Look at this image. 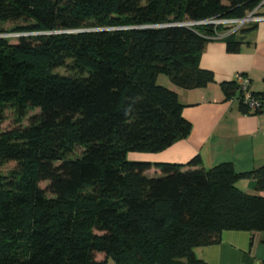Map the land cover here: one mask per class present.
I'll return each instance as SVG.
<instances>
[{"label":"trees","instance_id":"1","mask_svg":"<svg viewBox=\"0 0 264 264\" xmlns=\"http://www.w3.org/2000/svg\"><path fill=\"white\" fill-rule=\"evenodd\" d=\"M252 11L264 0H0V264H208L194 248L223 230L264 233V165L128 158L190 133L158 75L213 82L199 56L230 27L208 21ZM256 25L223 37L226 50ZM220 88L240 112L264 110V91L251 109L236 79Z\"/></svg>","mask_w":264,"mask_h":264},{"label":"crops","instance_id":"2","mask_svg":"<svg viewBox=\"0 0 264 264\" xmlns=\"http://www.w3.org/2000/svg\"><path fill=\"white\" fill-rule=\"evenodd\" d=\"M233 30L220 31L199 56V66L212 71L213 82L200 88L182 89L169 79L160 80L177 93L183 104L182 115L191 124L190 133L162 151L139 153L135 158L184 165L198 155L205 168L229 161L236 171L264 165V110L257 114L242 113L238 101L226 98L220 88L221 82L233 81L237 75H242L249 80L252 91H264V20L243 34L236 53L226 50L223 39ZM158 172V168L152 166L145 173ZM253 184L247 179L236 183L238 188L256 193ZM194 254L208 264H264V233L223 230L218 243L195 247ZM107 264L113 262L108 260Z\"/></svg>","mask_w":264,"mask_h":264},{"label":"built area","instance_id":"3","mask_svg":"<svg viewBox=\"0 0 264 264\" xmlns=\"http://www.w3.org/2000/svg\"><path fill=\"white\" fill-rule=\"evenodd\" d=\"M254 11L248 13L245 17L239 19H215L209 20L208 22L214 24L221 23L226 26H229L230 28L237 29L245 24L255 23L264 20V15H256L254 14ZM9 36H17V33L9 34ZM235 79L243 91V101L248 104L251 109L259 107L261 104L260 100L252 95L251 89L249 87V80L242 75H237Z\"/></svg>","mask_w":264,"mask_h":264},{"label":"rangeland","instance_id":"4","mask_svg":"<svg viewBox=\"0 0 264 264\" xmlns=\"http://www.w3.org/2000/svg\"><path fill=\"white\" fill-rule=\"evenodd\" d=\"M60 71H63V70L60 69ZM158 78H159V81L157 80V81H158V84H161V83H160V80H161V79H164L165 81L168 79V77H167L166 75H163V74L158 75ZM161 85H162V84H161ZM11 123H12L11 120L8 118L5 122H3V124H2L1 127H2V128H6V127L10 126ZM139 153H140V152H130V153L128 154V158L131 159V160H141V159H137V158H135L136 156L139 155ZM10 167H11V164H6V165L2 168V172H6ZM148 176H151V175L149 174ZM40 185H41V186H44L45 183H41Z\"/></svg>","mask_w":264,"mask_h":264}]
</instances>
